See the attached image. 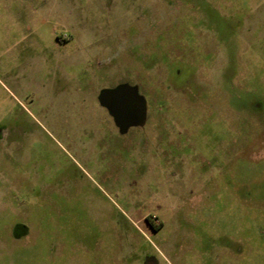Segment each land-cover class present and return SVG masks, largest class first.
Masks as SVG:
<instances>
[{"label": "rangeland", "instance_id": "rangeland-1", "mask_svg": "<svg viewBox=\"0 0 264 264\" xmlns=\"http://www.w3.org/2000/svg\"><path fill=\"white\" fill-rule=\"evenodd\" d=\"M120 82L124 133L96 99ZM228 238L264 264V0H0V264H218Z\"/></svg>", "mask_w": 264, "mask_h": 264}, {"label": "water", "instance_id": "water-1", "mask_svg": "<svg viewBox=\"0 0 264 264\" xmlns=\"http://www.w3.org/2000/svg\"><path fill=\"white\" fill-rule=\"evenodd\" d=\"M96 99L111 116L120 133L132 126H142L146 121V101L136 84L120 82L101 88Z\"/></svg>", "mask_w": 264, "mask_h": 264}, {"label": "flooded vegetation", "instance_id": "flooded-vegetation-1", "mask_svg": "<svg viewBox=\"0 0 264 264\" xmlns=\"http://www.w3.org/2000/svg\"><path fill=\"white\" fill-rule=\"evenodd\" d=\"M152 217L153 216H151V215H146L143 219H144V222H145V224L147 225V226H149L151 229H152V231H157L160 227H161V223H159L158 222V220L157 219H152ZM155 221H157V223H155ZM14 230L16 231V233H14V231H13V233L15 234V235H20L21 233H24V231H25V227H24V225H21V224H18L16 227H14ZM227 243L226 244H224L223 245V253H222V255L220 256V258H219V260H218V264H227V262L229 261V260H231V261H233V259H232V248L234 247V243L235 242H237V241H235V242H233V240H232V238H228L227 239V241H226ZM154 256L152 255V256H148L147 257V264H149V263H152V261H154ZM223 258V260H222V263H221V260L220 259H222Z\"/></svg>", "mask_w": 264, "mask_h": 264}]
</instances>
